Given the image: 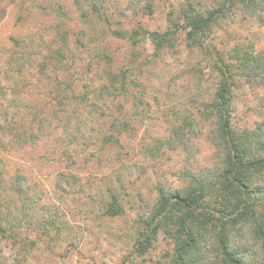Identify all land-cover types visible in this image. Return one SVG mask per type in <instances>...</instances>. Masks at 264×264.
<instances>
[{
  "label": "rangeland",
  "instance_id": "rangeland-1",
  "mask_svg": "<svg viewBox=\"0 0 264 264\" xmlns=\"http://www.w3.org/2000/svg\"><path fill=\"white\" fill-rule=\"evenodd\" d=\"M222 2L0 0V202L18 214L3 221L0 264H168L163 234L137 252L140 218L158 185L179 188L218 162L203 110L219 55L238 43L264 58V7L230 6L205 41L188 38L182 9ZM175 27L156 50L149 33ZM242 71L231 127L264 135V66ZM108 189L116 216L103 212Z\"/></svg>",
  "mask_w": 264,
  "mask_h": 264
},
{
  "label": "trees",
  "instance_id": "trees-1",
  "mask_svg": "<svg viewBox=\"0 0 264 264\" xmlns=\"http://www.w3.org/2000/svg\"><path fill=\"white\" fill-rule=\"evenodd\" d=\"M92 6L99 14L96 6ZM230 6L254 13L262 10L264 0H223L219 7L207 11L192 6L184 8L181 28H188V38L193 44L196 38L205 41L218 17ZM171 23L178 25L172 20ZM177 30L178 27L163 33L150 32L151 40L159 48L156 50H163L164 41ZM112 34L125 36L118 29H113ZM251 49L253 45L237 43L217 59V88L203 110L213 123L209 139L218 156L217 164L199 171L190 170L186 183L179 188L156 187L152 206L137 227L134 245L139 254L152 246L158 234H163L171 244L168 264H264L263 128L258 126L253 131L237 133L230 122V91L237 72L241 69L245 76L257 75L264 66V58ZM116 76L111 74V89L116 88ZM180 135L178 139L183 142ZM108 191L110 199L103 212L106 216H116L122 212V205L118 194L112 189ZM10 215L9 206L0 202L1 232L11 219L15 221L12 224H17L18 214Z\"/></svg>",
  "mask_w": 264,
  "mask_h": 264
}]
</instances>
